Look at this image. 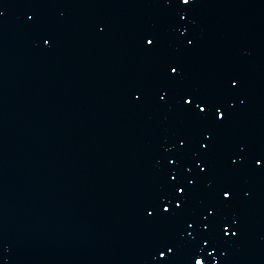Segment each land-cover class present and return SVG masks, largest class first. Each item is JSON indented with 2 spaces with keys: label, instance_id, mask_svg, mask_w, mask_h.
I'll list each match as a JSON object with an SVG mask.
<instances>
[{
  "label": "water",
  "instance_id": "1",
  "mask_svg": "<svg viewBox=\"0 0 264 264\" xmlns=\"http://www.w3.org/2000/svg\"><path fill=\"white\" fill-rule=\"evenodd\" d=\"M0 13V264H264V0H0ZM187 92L225 100V118L185 111ZM183 138V160L207 168L181 166L195 186L162 213Z\"/></svg>",
  "mask_w": 264,
  "mask_h": 264
},
{
  "label": "snow or ice",
  "instance_id": "2",
  "mask_svg": "<svg viewBox=\"0 0 264 264\" xmlns=\"http://www.w3.org/2000/svg\"><path fill=\"white\" fill-rule=\"evenodd\" d=\"M191 0H178L179 4L182 5H189ZM0 15H3V13H0ZM177 18L178 22H184L186 20V13L185 12H177ZM31 19V17H29ZM186 31V29H185ZM155 41V43H154ZM143 42H146V45L152 46V48H155L156 45L159 43L157 38L155 36L151 35H145L143 37ZM43 43L45 45L50 44V38L46 37L43 39ZM188 43L191 44L192 41L188 40ZM168 68H170V77L169 79H173L172 74H175V77H179V73L177 72V66H172L171 64L168 65ZM238 82L233 79L230 81V85L235 86ZM140 97L137 96L136 99H139ZM161 100H164V96L160 97ZM181 101V107L185 109V111L193 114L196 118L202 121H209L212 123H217L220 120H223L225 118L226 113L228 112V109L226 107V101L223 99H217L215 101H211L207 98L201 97L195 93L187 92L184 93L182 96H180ZM206 108L208 109L206 111ZM223 109V110H221ZM202 135L205 136V139L207 142H201L200 148L202 150H207L209 147V144L212 142V135H206L205 133H202ZM188 150V139L183 138L179 140V147L177 148V152L174 155L166 157L167 164L171 166L172 168L176 169L175 174L173 175L172 172H169V175L171 176V181L169 182L168 190L161 194V202L159 207L162 208V213L166 214H176L178 210L182 209V205L185 203L187 199V195L193 187L195 186L194 178L191 177H185L181 178L179 168L181 166L188 169L189 172L193 171V168H196L199 170V173H204L205 169L207 168V164L203 159H197L190 162H185L183 160V153ZM243 151V148L241 149ZM235 163V161H233ZM254 163L257 166H264V156H260L257 158H254ZM174 181V183H173ZM220 192L222 193V197L224 199L229 198L232 195V189L228 188L225 190L224 188L220 189ZM183 194V195H178ZM165 201H167L165 203ZM175 204L174 207L171 208L170 213V205ZM156 211V209H153ZM152 210V211H153ZM152 211L148 212V215H152ZM208 215H211V212L208 213ZM189 228H192L193 224H203L205 228L209 227L212 224V221L208 219V216H204V219L201 221L192 220L191 223H188ZM230 225H227V222H225L224 225H221V233L222 236H228L231 234V236H236L237 232L235 230L229 232ZM196 229H193L195 231ZM188 236H191V233L187 234ZM206 243H210V240H206ZM162 247L167 249L168 253L173 252L174 245L170 244H163ZM160 257H165V252L160 251L159 252ZM195 264H205V261L203 259H195Z\"/></svg>",
  "mask_w": 264,
  "mask_h": 264
}]
</instances>
